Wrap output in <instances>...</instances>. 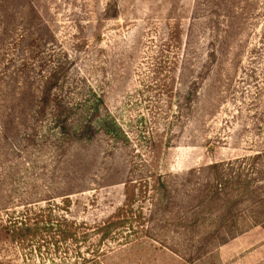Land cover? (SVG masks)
<instances>
[{
  "label": "rangeland",
  "instance_id": "1",
  "mask_svg": "<svg viewBox=\"0 0 264 264\" xmlns=\"http://www.w3.org/2000/svg\"><path fill=\"white\" fill-rule=\"evenodd\" d=\"M6 45L111 132L2 177L0 264H264V0H2Z\"/></svg>",
  "mask_w": 264,
  "mask_h": 264
},
{
  "label": "trees",
  "instance_id": "2",
  "mask_svg": "<svg viewBox=\"0 0 264 264\" xmlns=\"http://www.w3.org/2000/svg\"><path fill=\"white\" fill-rule=\"evenodd\" d=\"M29 69L28 59L17 64L11 45L0 46V159L7 157L0 164V171H4L0 173V182L2 177L18 173L20 165L22 172L28 173L34 151L43 155V150L49 148L46 152L50 156H63L74 146L91 142L98 133L111 132L108 118L96 123L98 110L104 105L101 94L93 92L87 99L84 91L81 101L78 98L79 102L73 103L75 99L63 91L64 83L71 82L60 75L62 67L46 70L37 80H31ZM14 228L16 234L24 232L25 227ZM18 233V238L25 239V235Z\"/></svg>",
  "mask_w": 264,
  "mask_h": 264
}]
</instances>
